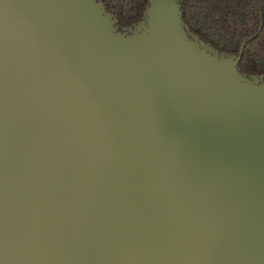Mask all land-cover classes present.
<instances>
[{
  "label": "water",
  "instance_id": "water-1",
  "mask_svg": "<svg viewBox=\"0 0 264 264\" xmlns=\"http://www.w3.org/2000/svg\"><path fill=\"white\" fill-rule=\"evenodd\" d=\"M261 27V25H260ZM179 0H0V264H264V73Z\"/></svg>",
  "mask_w": 264,
  "mask_h": 264
},
{
  "label": "trees",
  "instance_id": "trees-1",
  "mask_svg": "<svg viewBox=\"0 0 264 264\" xmlns=\"http://www.w3.org/2000/svg\"><path fill=\"white\" fill-rule=\"evenodd\" d=\"M120 26L138 21L147 0H103ZM191 31L219 51L235 52L245 38L238 68L264 73V0H179ZM261 25V27H260Z\"/></svg>",
  "mask_w": 264,
  "mask_h": 264
}]
</instances>
